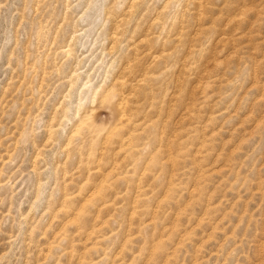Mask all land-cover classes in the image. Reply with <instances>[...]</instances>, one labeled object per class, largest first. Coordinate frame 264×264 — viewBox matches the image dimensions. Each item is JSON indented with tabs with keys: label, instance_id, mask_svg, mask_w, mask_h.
I'll return each instance as SVG.
<instances>
[{
	"label": "rangeland",
	"instance_id": "obj_1",
	"mask_svg": "<svg viewBox=\"0 0 264 264\" xmlns=\"http://www.w3.org/2000/svg\"><path fill=\"white\" fill-rule=\"evenodd\" d=\"M0 264H264V0H0Z\"/></svg>",
	"mask_w": 264,
	"mask_h": 264
},
{
	"label": "bare ground",
	"instance_id": "obj_2",
	"mask_svg": "<svg viewBox=\"0 0 264 264\" xmlns=\"http://www.w3.org/2000/svg\"><path fill=\"white\" fill-rule=\"evenodd\" d=\"M118 106H119V105H118ZM119 107H120V106H119ZM120 116H121V114H120ZM120 116H119V117H120ZM126 118H127V117H126ZM119 119H120V118H119ZM124 121H125V120H124ZM82 122H83V120H82ZM82 122H80V123H82ZM80 123H79V124H80ZM77 128H78V127H77ZM77 128H76V129H77ZM76 129H75V130H76ZM78 129H79V128H78Z\"/></svg>",
	"mask_w": 264,
	"mask_h": 264
}]
</instances>
